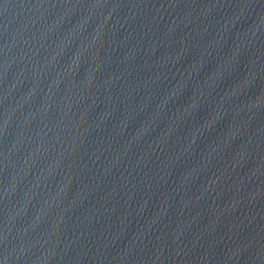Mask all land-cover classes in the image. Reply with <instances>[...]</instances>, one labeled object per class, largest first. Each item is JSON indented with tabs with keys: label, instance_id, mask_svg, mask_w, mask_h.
I'll return each mask as SVG.
<instances>
[{
	"label": "water",
	"instance_id": "obj_1",
	"mask_svg": "<svg viewBox=\"0 0 264 264\" xmlns=\"http://www.w3.org/2000/svg\"><path fill=\"white\" fill-rule=\"evenodd\" d=\"M0 264H264V0H0Z\"/></svg>",
	"mask_w": 264,
	"mask_h": 264
}]
</instances>
